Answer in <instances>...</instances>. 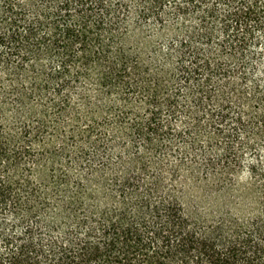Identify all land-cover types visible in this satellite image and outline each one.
Listing matches in <instances>:
<instances>
[{
    "label": "trees",
    "instance_id": "16d2710c",
    "mask_svg": "<svg viewBox=\"0 0 264 264\" xmlns=\"http://www.w3.org/2000/svg\"><path fill=\"white\" fill-rule=\"evenodd\" d=\"M261 151L264 0H0V264H264Z\"/></svg>",
    "mask_w": 264,
    "mask_h": 264
},
{
    "label": "rangeland",
    "instance_id": "374dc122",
    "mask_svg": "<svg viewBox=\"0 0 264 264\" xmlns=\"http://www.w3.org/2000/svg\"><path fill=\"white\" fill-rule=\"evenodd\" d=\"M260 158L262 162L264 163V151L260 152ZM244 178L246 177V174L242 175ZM35 177L38 181H42L46 177V173H42V170L37 169L35 172Z\"/></svg>",
    "mask_w": 264,
    "mask_h": 264
}]
</instances>
